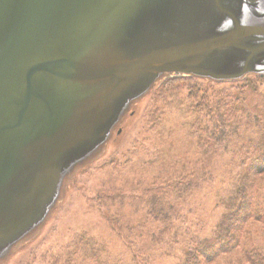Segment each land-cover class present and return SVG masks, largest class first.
<instances>
[{"label":"water","instance_id":"95a60500","mask_svg":"<svg viewBox=\"0 0 264 264\" xmlns=\"http://www.w3.org/2000/svg\"><path fill=\"white\" fill-rule=\"evenodd\" d=\"M264 77V0H0V264L163 80Z\"/></svg>","mask_w":264,"mask_h":264},{"label":"rangeland","instance_id":"374dc122","mask_svg":"<svg viewBox=\"0 0 264 264\" xmlns=\"http://www.w3.org/2000/svg\"><path fill=\"white\" fill-rule=\"evenodd\" d=\"M263 92L264 84L259 86V94H251L247 99L250 113L260 104L259 96ZM148 96L122 122L120 132L109 141L105 155L77 176L63 204L39 236L16 252L7 264H47L51 255L66 253L72 237L80 231L104 243L110 255L124 264H176L181 253V235L171 242L173 233L170 232L158 244L151 238L162 228L161 222L151 214L150 199L154 196L161 201L156 208L169 212L167 207L174 206L171 212L176 219L172 221V231L180 234L198 231L202 235L213 231L223 211L220 196L227 182L232 181L231 172L237 169L238 149L231 146L224 150L217 146L210 149L208 158L199 161V154L188 140L185 120L175 114L160 132L147 131L144 108ZM247 127L243 123L241 137ZM235 141L239 144L237 138ZM235 141L232 140V145ZM164 163L176 167L177 174L193 182L192 190L180 201L173 186L163 182L165 189L157 182ZM183 164L187 165V171L181 169ZM251 176L254 179L251 191L264 190V173L255 169ZM245 228L255 231L250 234L249 242L264 241L262 224L248 221ZM237 254V247L228 252L218 250L206 264H222Z\"/></svg>","mask_w":264,"mask_h":264},{"label":"trees","instance_id":"16d2710c","mask_svg":"<svg viewBox=\"0 0 264 264\" xmlns=\"http://www.w3.org/2000/svg\"><path fill=\"white\" fill-rule=\"evenodd\" d=\"M263 84L264 77L255 75L241 81L223 83L172 77L161 81L146 99L144 124L147 131L154 134L160 132L169 117L175 114L185 120L188 140L199 154V161L208 158L210 149L217 146H222L224 150L236 146V155L240 157L236 162L237 169L231 172V183L227 182L220 196L223 211L209 235L199 234L198 231L183 234L172 231V221L176 219L171 212L174 206L169 205L167 212L164 208H156L161 204L159 197L150 199L151 214L162 224V228L151 236L154 243L158 244L170 232L173 233L171 242L181 235V253L176 264H206L218 250L228 252L233 247L238 248L239 254L226 258L222 264H264V241L261 244L249 242L250 234L255 231L245 228L248 221L264 226V190L251 191L254 181L251 171L256 169L264 173V92L259 96L261 101L254 107V113L248 111L250 101L247 102L250 95L258 93L259 86ZM243 123H247L248 127L241 137ZM163 134L168 133L163 131ZM232 140L235 141L233 145ZM161 168L163 171L159 172L157 182L165 189L163 182L173 186L180 201L183 195L192 190L193 182L183 174H177V168L172 165L164 163ZM181 169L187 171V165L183 164ZM47 264L124 263L111 256L104 243L100 244L87 232L80 231L72 237L66 253L51 255Z\"/></svg>","mask_w":264,"mask_h":264}]
</instances>
